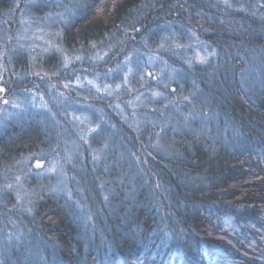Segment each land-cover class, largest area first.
<instances>
[{
    "label": "trees",
    "instance_id": "16d2710c",
    "mask_svg": "<svg viewBox=\"0 0 264 264\" xmlns=\"http://www.w3.org/2000/svg\"><path fill=\"white\" fill-rule=\"evenodd\" d=\"M0 64L48 101L0 124V264H264V0H0Z\"/></svg>",
    "mask_w": 264,
    "mask_h": 264
},
{
    "label": "rangeland",
    "instance_id": "374dc122",
    "mask_svg": "<svg viewBox=\"0 0 264 264\" xmlns=\"http://www.w3.org/2000/svg\"><path fill=\"white\" fill-rule=\"evenodd\" d=\"M44 37L35 35L33 27L30 31H26L25 27L21 34L18 32V34L13 37L14 46H19L17 47L19 52H17V54L15 53L12 58L14 66L16 67L19 63H23L24 59H27V57L29 56L30 58L33 57L34 54L31 49L32 46L38 45V43L43 45V43L46 42V38ZM47 43H51V41L47 40ZM51 44L52 46L57 47L55 42ZM47 47H49V44H47ZM4 69L5 68L0 64V89H4L3 91H5L4 94L0 97V124L4 121L5 118H8L10 116H12L13 118L21 117L23 115H26L31 109L47 110L46 108L48 106V101L45 100V95L40 92H36V90H27L26 92L24 91L22 93L12 92L8 95L6 92L7 88L3 86V83L5 81ZM46 78L47 83L45 85L47 87L46 89L48 90H45V93L47 94V96H50V94H58L60 98H58L57 95H55L53 98H50L51 101H55L56 103H58V101H71L68 97H70L69 92L72 91L76 92V94H82V92L92 91L93 94L98 95L99 93L104 92V90L108 89V87L104 86L105 84L99 82L98 76H90V74H88L87 72H76V74L67 76L66 79L50 78L49 76ZM34 79L35 86L37 85V88L40 89L41 86L39 84V80L43 79V75L37 73ZM40 91L43 90L40 89ZM51 123H53V121ZM66 135L69 137V131L66 132ZM29 161H27L28 163H24L25 166L30 167V169H34L36 171L35 174H37L38 177L57 174L58 172L61 173L62 163H64L62 161V158L58 159L57 156L52 157L47 162H43L38 158H35L33 160H31L30 158ZM21 179V177L19 179L16 178L14 182L18 185V187L24 189V183L21 181ZM18 196H20V201L23 202L24 206L29 205V203H27L29 198L27 197L28 191L26 194L20 193L19 191Z\"/></svg>",
    "mask_w": 264,
    "mask_h": 264
},
{
    "label": "water",
    "instance_id": "95a60500",
    "mask_svg": "<svg viewBox=\"0 0 264 264\" xmlns=\"http://www.w3.org/2000/svg\"><path fill=\"white\" fill-rule=\"evenodd\" d=\"M4 89H0V97H1V95H3L4 94V92L5 91H3Z\"/></svg>",
    "mask_w": 264,
    "mask_h": 264
}]
</instances>
